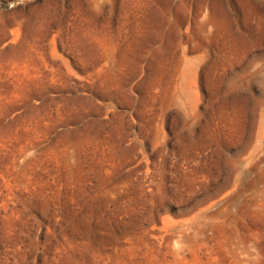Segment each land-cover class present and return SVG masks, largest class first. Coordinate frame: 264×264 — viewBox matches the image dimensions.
Here are the masks:
<instances>
[{
	"label": "rangeland",
	"instance_id": "1",
	"mask_svg": "<svg viewBox=\"0 0 264 264\" xmlns=\"http://www.w3.org/2000/svg\"><path fill=\"white\" fill-rule=\"evenodd\" d=\"M0 264H264V0H0Z\"/></svg>",
	"mask_w": 264,
	"mask_h": 264
}]
</instances>
